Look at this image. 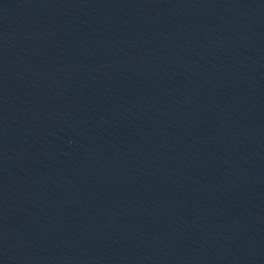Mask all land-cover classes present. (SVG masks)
Returning a JSON list of instances; mask_svg holds the SVG:
<instances>
[{
  "label": "water",
  "instance_id": "water-1",
  "mask_svg": "<svg viewBox=\"0 0 264 264\" xmlns=\"http://www.w3.org/2000/svg\"><path fill=\"white\" fill-rule=\"evenodd\" d=\"M129 0H0V91L78 42Z\"/></svg>",
  "mask_w": 264,
  "mask_h": 264
}]
</instances>
